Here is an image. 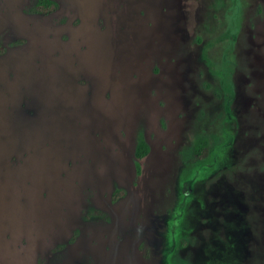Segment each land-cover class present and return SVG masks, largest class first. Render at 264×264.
Instances as JSON below:
<instances>
[{"label": "rangeland", "instance_id": "374dc122", "mask_svg": "<svg viewBox=\"0 0 264 264\" xmlns=\"http://www.w3.org/2000/svg\"><path fill=\"white\" fill-rule=\"evenodd\" d=\"M32 1L0 0V264H264V0Z\"/></svg>", "mask_w": 264, "mask_h": 264}, {"label": "trees", "instance_id": "16d2710c", "mask_svg": "<svg viewBox=\"0 0 264 264\" xmlns=\"http://www.w3.org/2000/svg\"><path fill=\"white\" fill-rule=\"evenodd\" d=\"M56 8V3L53 0H33L31 6L28 8V12L35 14H48ZM229 73V68L226 71V78L224 81H227ZM225 83V82H224ZM227 86V83H226ZM228 88V86H227ZM209 143V137L205 134H195L192 136L188 146L183 148L180 151L181 158L183 160H192L199 161L206 157L207 148ZM148 151V146L140 131H137L135 142L133 146V166L135 173L139 171V164L137 159L141 158ZM123 190L121 188H114L112 192L111 200H115L117 197L122 195ZM86 217H104V214L96 209H88L86 212Z\"/></svg>", "mask_w": 264, "mask_h": 264}, {"label": "flooded vegetation", "instance_id": "af4514ba", "mask_svg": "<svg viewBox=\"0 0 264 264\" xmlns=\"http://www.w3.org/2000/svg\"><path fill=\"white\" fill-rule=\"evenodd\" d=\"M54 1V0H53ZM55 2V1H54ZM56 3V2H55ZM57 9V4H56V8L52 11V12H50V13H48V14H51V13H53L55 10ZM32 14H35V13H32ZM48 14H37V15H48Z\"/></svg>", "mask_w": 264, "mask_h": 264}]
</instances>
